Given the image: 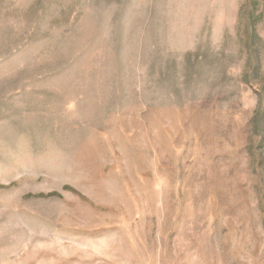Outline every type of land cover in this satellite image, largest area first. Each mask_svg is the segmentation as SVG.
I'll use <instances>...</instances> for the list:
<instances>
[{
  "label": "rangeland",
  "instance_id": "obj_1",
  "mask_svg": "<svg viewBox=\"0 0 264 264\" xmlns=\"http://www.w3.org/2000/svg\"><path fill=\"white\" fill-rule=\"evenodd\" d=\"M0 264H264V0H0Z\"/></svg>",
  "mask_w": 264,
  "mask_h": 264
}]
</instances>
